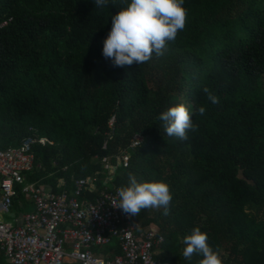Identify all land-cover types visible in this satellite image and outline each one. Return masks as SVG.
<instances>
[{
    "label": "trees",
    "instance_id": "16d2710c",
    "mask_svg": "<svg viewBox=\"0 0 264 264\" xmlns=\"http://www.w3.org/2000/svg\"><path fill=\"white\" fill-rule=\"evenodd\" d=\"M119 2L0 0V148L43 138L31 144L25 181L56 192L95 173L102 188L101 158L114 164L126 149L128 165L115 168L108 188L131 173L166 181L172 194L167 215H133L164 236L158 258L195 264V254L182 256V238L199 227L224 264H264V0H184L185 26L163 55L117 67L101 50ZM179 102L196 126L183 141L157 119ZM136 133L143 140L131 148ZM29 205L20 192L13 198L15 212ZM0 264H8L1 251Z\"/></svg>",
    "mask_w": 264,
    "mask_h": 264
},
{
    "label": "built area",
    "instance_id": "2783aa9c",
    "mask_svg": "<svg viewBox=\"0 0 264 264\" xmlns=\"http://www.w3.org/2000/svg\"><path fill=\"white\" fill-rule=\"evenodd\" d=\"M142 140L136 133L129 147ZM36 141L44 139L29 136L20 146L0 148V251L8 264H171L158 258L164 236L116 206L120 187L106 185L116 167L128 165L126 149L113 156L114 164L109 156L101 158L107 170L102 188H97L95 173L72 179L70 191L56 192L25 181L24 173L35 165L31 144ZM63 185L59 179L57 186ZM86 191L97 194L82 198ZM18 192L31 203L30 210L14 212ZM9 216L12 220H5ZM106 246L110 248L104 251ZM115 246L119 253H114Z\"/></svg>",
    "mask_w": 264,
    "mask_h": 264
},
{
    "label": "clouds",
    "instance_id": "9594fccd",
    "mask_svg": "<svg viewBox=\"0 0 264 264\" xmlns=\"http://www.w3.org/2000/svg\"><path fill=\"white\" fill-rule=\"evenodd\" d=\"M93 6L102 9L110 0H91ZM118 10L111 14L109 31L102 42V56L113 66H124L134 61L142 64L153 54L159 56L166 51L168 43L174 41L186 21L184 0H120ZM208 100L215 104L218 98L208 92ZM203 114L204 108L197 109ZM193 109L183 102L175 103L158 114L164 133L179 140H187L188 132L195 131L192 120ZM118 206L129 215H136L141 209L161 208L162 214L169 212L172 194L164 180H138L129 174L127 184L118 189ZM182 256L195 264H224L217 249L208 243L207 233L194 227L182 238Z\"/></svg>",
    "mask_w": 264,
    "mask_h": 264
},
{
    "label": "water",
    "instance_id": "95a60500",
    "mask_svg": "<svg viewBox=\"0 0 264 264\" xmlns=\"http://www.w3.org/2000/svg\"><path fill=\"white\" fill-rule=\"evenodd\" d=\"M237 177H238V178L245 179V176L243 175L241 169L238 170V172H237ZM248 182L252 183V180H248Z\"/></svg>",
    "mask_w": 264,
    "mask_h": 264
},
{
    "label": "rangeland",
    "instance_id": "374dc122",
    "mask_svg": "<svg viewBox=\"0 0 264 264\" xmlns=\"http://www.w3.org/2000/svg\"><path fill=\"white\" fill-rule=\"evenodd\" d=\"M262 79H263V82H264V74H263V76H262ZM31 208H32L31 205H29V207H28L27 210H30ZM260 218H263V215H260ZM9 221H11V220H9Z\"/></svg>",
    "mask_w": 264,
    "mask_h": 264
},
{
    "label": "crops",
    "instance_id": "0c3cea01",
    "mask_svg": "<svg viewBox=\"0 0 264 264\" xmlns=\"http://www.w3.org/2000/svg\"><path fill=\"white\" fill-rule=\"evenodd\" d=\"M15 212V211H14ZM5 220L9 221V220H12V217L9 216V217H6Z\"/></svg>",
    "mask_w": 264,
    "mask_h": 264
}]
</instances>
